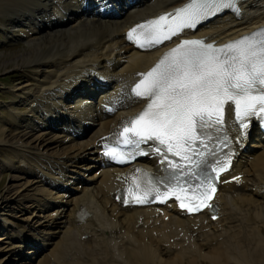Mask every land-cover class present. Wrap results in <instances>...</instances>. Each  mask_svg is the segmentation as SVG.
I'll return each mask as SVG.
<instances>
[{
    "label": "bare ground",
    "instance_id": "bare-ground-1",
    "mask_svg": "<svg viewBox=\"0 0 264 264\" xmlns=\"http://www.w3.org/2000/svg\"><path fill=\"white\" fill-rule=\"evenodd\" d=\"M185 1L0 0V15L29 31L14 68L30 67L35 76L34 84L15 87L27 111H9L13 131L0 127V144L19 165L8 161L12 175L0 197V264H264L257 119L245 137L227 109L234 149L211 204L198 214L174 200L123 201L137 172L161 173L156 153L123 167L105 163L103 145L146 106L135 84L180 37L223 44L264 25V0H243L238 13L221 11L153 49L128 41L137 24Z\"/></svg>",
    "mask_w": 264,
    "mask_h": 264
},
{
    "label": "snow or ice",
    "instance_id": "snow-or-ice-1",
    "mask_svg": "<svg viewBox=\"0 0 264 264\" xmlns=\"http://www.w3.org/2000/svg\"><path fill=\"white\" fill-rule=\"evenodd\" d=\"M238 4L239 0H189L176 11L171 21L165 15L139 27H150L153 42L159 44L179 36L185 29L195 28L223 9L238 13ZM135 31L129 32L130 39ZM134 91L147 103L141 114L130 122L131 126L124 128L126 143L138 148L140 144L152 141L149 147L158 155L171 153L191 162L192 155L188 154L191 152L203 158L204 153L193 148L197 141L204 144L198 132L202 134L206 128L222 125L225 105L229 102L234 105L235 117L245 130L243 136H247L252 118L264 127V29L223 47H214L202 40H184L136 84ZM129 133L135 139H130ZM141 153L148 154L147 150H141ZM107 154L123 161V157L115 152ZM168 163L174 169L180 168L171 160ZM228 163L226 161L211 170L218 177L227 169ZM216 164L220 165V161L217 160ZM184 174L194 177L197 182L181 184L177 177V184L163 193L159 188L149 187L138 195L140 189L137 185V192L129 187L128 195L133 202L143 204L153 193L156 199L175 194L180 207L189 213L208 207L209 190L215 192L213 179L207 174L201 176L190 171ZM160 202L165 201L161 199Z\"/></svg>",
    "mask_w": 264,
    "mask_h": 264
},
{
    "label": "rangeland",
    "instance_id": "rangeland-1",
    "mask_svg": "<svg viewBox=\"0 0 264 264\" xmlns=\"http://www.w3.org/2000/svg\"><path fill=\"white\" fill-rule=\"evenodd\" d=\"M23 19V17L20 18L21 21H23ZM28 34L29 31L24 25H22V22L17 23L16 20H12L6 15H0V127L6 125V127H8L10 131H13L12 125L8 124V122L7 124L5 123L9 115V111L11 109L19 112L27 111L26 105L22 104L20 101H17V95L19 93L15 91V87H17V85L20 83L34 84L35 79L34 71L30 67L20 70L16 69L14 68L15 61L11 60L14 55H18L24 49H26L25 38ZM41 72H43V70ZM14 101H16V103L11 104ZM251 142L252 141H249L248 144H250ZM12 152L14 153L11 147L0 144V197L4 195V189L9 184L11 177L10 175H12V170L8 166V161L10 159H13L14 157ZM13 160L14 165L19 168L18 162L16 161L17 159L14 157ZM78 181L79 180H75V182ZM70 185H68V187ZM259 225L264 235V218ZM16 226L21 227V224H17ZM1 233L2 232L0 230V234ZM34 239L35 241H38L36 237ZM43 242L47 243V241ZM262 247V253L264 254V245ZM77 253L79 252L77 251ZM64 256L65 252H63L61 258H64ZM252 258L254 257L252 256ZM203 264L210 263L208 261H205L203 262Z\"/></svg>",
    "mask_w": 264,
    "mask_h": 264
}]
</instances>
